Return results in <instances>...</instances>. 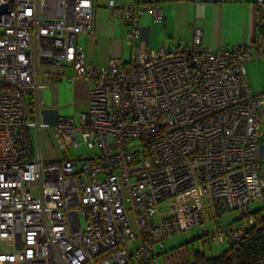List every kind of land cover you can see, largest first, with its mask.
I'll return each instance as SVG.
<instances>
[{
  "label": "built area",
  "instance_id": "built-area-1",
  "mask_svg": "<svg viewBox=\"0 0 264 264\" xmlns=\"http://www.w3.org/2000/svg\"><path fill=\"white\" fill-rule=\"evenodd\" d=\"M162 3L111 0L134 54L98 65L77 43L94 33L95 0H0V264H160L177 236L239 244L254 224L264 95L244 76L264 57V0L250 48L212 51L196 30L186 49L144 50L141 18L162 22ZM67 67L90 84L89 110L40 123L39 78L56 84ZM42 130L76 156L45 161Z\"/></svg>",
  "mask_w": 264,
  "mask_h": 264
},
{
  "label": "crops",
  "instance_id": "crops-1",
  "mask_svg": "<svg viewBox=\"0 0 264 264\" xmlns=\"http://www.w3.org/2000/svg\"><path fill=\"white\" fill-rule=\"evenodd\" d=\"M110 1L95 0L94 33L92 36H79L78 47L84 51L86 59L95 64L107 65L112 59L120 64H128L134 54L125 40L128 27L113 17L108 9ZM116 1L126 4L133 0ZM162 13V22H155L151 14L142 16L141 34L137 41L142 49H186L193 46L196 30L201 32L202 46L212 51L228 46L250 48L259 32L260 16L255 0H163ZM250 53L253 54L254 51L250 49ZM244 78L253 94L264 95V57L254 59L246 65ZM39 80L44 86L40 92V123L52 126L59 117L78 118L88 112L90 84L75 79L70 67L66 68L65 77L56 84L51 83L44 73ZM32 137V142L37 139L35 132H32ZM37 140L43 159L47 162L57 160L50 153L52 145L57 148L52 130H42ZM42 140L46 144L44 151L41 149ZM257 158L264 167V126ZM263 209L262 203L252 206V212ZM236 219L235 216L231 222L222 223L231 225L236 223ZM175 239L176 237L167 242L160 264H177V257H185L189 247ZM197 251L200 250H190L191 255L178 264L191 263Z\"/></svg>",
  "mask_w": 264,
  "mask_h": 264
},
{
  "label": "trees",
  "instance_id": "trees-1",
  "mask_svg": "<svg viewBox=\"0 0 264 264\" xmlns=\"http://www.w3.org/2000/svg\"><path fill=\"white\" fill-rule=\"evenodd\" d=\"M264 209L252 212L254 224L250 226L239 244L227 242L218 256L208 257L203 251L194 254V260L187 264H264Z\"/></svg>",
  "mask_w": 264,
  "mask_h": 264
},
{
  "label": "rangeland",
  "instance_id": "rangeland-1",
  "mask_svg": "<svg viewBox=\"0 0 264 264\" xmlns=\"http://www.w3.org/2000/svg\"><path fill=\"white\" fill-rule=\"evenodd\" d=\"M33 138V137H32ZM38 140L37 139H33V144H34V149L35 151L38 150ZM46 147V144L44 142V140L41 141V149L44 151ZM51 156L52 157H56L57 159H70L76 156V152L74 150H70L69 153L67 155H64L62 153H60L58 151V149L52 145L51 146ZM91 154H93L92 152H88V155L90 156ZM237 218V214L234 212L225 214L221 219H220V223L222 221L225 222H231L233 218ZM224 225H228L226 223H224ZM206 227L209 229L210 232H214L216 225H215V221H211L208 220V222L206 223ZM202 229L197 228L191 232H188L186 234L180 235L176 237V241H179L180 243L184 244L185 246H188L189 248L187 249V251L185 252L184 256H190L191 254L189 253L190 250L195 249V250H200L203 251L208 257H213V256H218L222 253V251L226 248L227 246V241L223 244H214V243H204V241L202 240ZM193 241L192 243L186 244L187 242ZM185 257H177L176 261L179 263L183 260H185ZM161 261V260H160ZM177 263V264H178Z\"/></svg>",
  "mask_w": 264,
  "mask_h": 264
},
{
  "label": "water",
  "instance_id": "water-1",
  "mask_svg": "<svg viewBox=\"0 0 264 264\" xmlns=\"http://www.w3.org/2000/svg\"><path fill=\"white\" fill-rule=\"evenodd\" d=\"M5 12H6V8L5 7L0 8V13H5Z\"/></svg>",
  "mask_w": 264,
  "mask_h": 264
}]
</instances>
